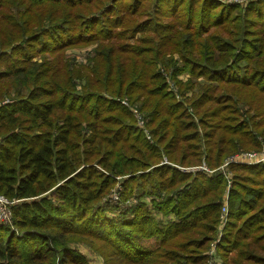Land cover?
I'll use <instances>...</instances> for the list:
<instances>
[{"label": "trees", "instance_id": "trees-1", "mask_svg": "<svg viewBox=\"0 0 264 264\" xmlns=\"http://www.w3.org/2000/svg\"><path fill=\"white\" fill-rule=\"evenodd\" d=\"M97 1L0 0V194L17 200L11 208L13 228L0 224V264H86L68 245L76 239L94 241L100 252L106 248L103 243L110 245L114 251L106 255L114 256L113 264L181 259L201 264L219 222L223 193L227 219L217 245L224 251L223 264H264V162L228 163L229 178L218 168L226 156L239 152L235 136L249 149L264 142V0L250 3L243 17H233V7L188 0L206 10L216 7L217 16L198 29H190L195 12L178 21L185 29H136L145 42L138 48L113 43L121 35L103 29L102 23L110 19L116 0L89 13ZM129 1L132 15L145 11L148 0ZM173 1H179L174 11L179 13L186 0ZM254 24L261 27V36L253 41L247 36ZM209 25L221 28L216 30L230 41H214ZM160 34L163 55L147 45H157L151 37ZM92 41L99 46L87 87L97 86L115 97L86 92L95 98L94 105H86L87 97L79 105L67 103L65 94L77 99L80 94L62 88L73 87L78 75L53 68L55 60L41 63L33 58L55 59L68 47ZM231 42L240 45L232 47ZM185 48L190 49L189 59L183 62L189 69L196 65L190 70L193 77L214 80L216 87L192 78L189 90L194 95H184L176 79L182 69L164 57ZM232 48L247 63L225 76L228 71L212 61L214 54L224 56ZM158 60L170 66L169 78L180 100L167 87L162 70L154 69ZM42 64L49 71L40 70ZM201 66L206 76L196 74ZM220 84L258 89L252 116L263 120L253 123L262 131L253 132L247 121L237 123L229 115L215 131L200 130L215 115L206 104H245L243 95L228 94ZM213 88L214 97L207 93ZM123 93L147 116V133L137 127L130 109L114 99ZM232 120L236 123L230 124ZM201 137L206 138L204 151ZM192 158L198 163L203 158L210 172L181 169L193 165ZM118 177L123 178L121 203L104 206ZM117 208L121 211L115 215ZM189 231L200 235L188 243L184 235Z\"/></svg>", "mask_w": 264, "mask_h": 264}, {"label": "rangeland", "instance_id": "rangeland-1", "mask_svg": "<svg viewBox=\"0 0 264 264\" xmlns=\"http://www.w3.org/2000/svg\"><path fill=\"white\" fill-rule=\"evenodd\" d=\"M4 1V0H1ZM206 1L207 3H211L213 2L216 7H223V8H232L231 11V15L234 17V15H238L241 14V17L244 16L245 11H246V7L250 4V3H256L259 0H203ZM129 2V3H128ZM147 4V7H145V11H140L138 10L135 14L130 15V9H131V4L129 0H116V3L113 4V8L111 7V9L113 11H111L112 13L110 14V17L107 16V18L110 19H106L103 23H102V28L103 29H110L113 33H119V35H121V39L117 40L115 43V45H119V46H123L124 48L126 47H131V48H138L141 47L145 42L141 41L140 39L142 38L141 32H135L136 29H185L186 28V24H181V27H179L177 25V23H179L178 21H183L186 17V15L189 13H194L193 14V18H195L194 20H196L193 23V26L190 29H198L197 27L199 26H203L206 23H208V19H213L214 17L217 16L218 12L215 7V9H208L206 10L205 8H202V4H200L199 2H192L190 3L188 0L185 1V3L183 4L181 10L179 13H175L174 11H176V9H178L179 6V1H173V0H163L161 1V4L158 0H148L146 2H144ZM103 4H107L109 5L110 2L108 0H98L94 6L95 8L91 9L89 11L93 12L94 9H99L102 7ZM160 5V6H159ZM162 5L165 8H162ZM208 7V6H207ZM236 7V8H235ZM41 8H43V6H41ZM157 8H161L162 11H160ZM22 10H24L22 8ZM234 10V11H233ZM202 11H204L202 13ZM88 13V12H86ZM209 16H211V18H209ZM119 21V22H118ZM146 21H148V24H146ZM244 27V29L247 27V25L245 23H243L242 25ZM204 27V26H203ZM251 28L249 29H253L251 30V32H248L249 35L247 37L251 38L253 41L256 40L259 36H261V27L260 26H256L255 24L253 26H250ZM0 29H2L0 27ZM134 30L133 35L131 34V30ZM203 29V28H202ZM207 29H211L209 34L211 37H215L213 38L214 41L216 42H221V41H230L231 38H229L226 34H224V32H219L216 29H221L217 26H213V25H209V28ZM230 29V28H229ZM3 30V29H2ZM162 33V31H160ZM190 30L185 32L186 35H190ZM161 34L158 36H152L151 39H156L157 40V45L152 46L151 44H147L150 45V47H153L154 49H156L157 51L162 50V55L164 52V48L160 45V43L162 42L161 39ZM172 41L174 42H178V40L175 37H171ZM232 47H236V45H240V42H231ZM98 42L97 41H92L86 44H80L77 46H71L65 49V51H63V53L53 59L52 56L50 55H45V59L41 58V55H36L34 56L33 60L37 61V62H45L47 60L52 61L55 60L57 62V64L52 65L53 68H57L60 69L62 71H71L73 70L75 72V74L78 75V77H75L74 80V86L73 87H65L62 89H67L69 90V92H71L72 94L75 92L76 94H80V97L77 99V96H70L65 94L64 95V99H66L67 103H76V105H79L80 103H82V98L87 97L85 99H88L89 102L86 100L85 103L87 106L89 105H94L96 103L95 98L94 99H89L88 96L85 95L86 92L90 93V95H104L105 97H110V96H114V94H109V92H107L106 90H101L99 91L97 88V86L95 88H91V87H87V76L92 77V70L94 69V65H93V61L95 58V55L97 53V49H98ZM175 49L177 48V46L174 47ZM181 48V47H180ZM232 49H235L232 50ZM230 49V51L224 52V56H220V54H214L213 57V61L214 64L217 65V67L226 69L228 71L227 74H222L225 76H229L231 75L232 71L238 70L239 68H244L246 63L245 61H241L239 59L236 58V53L238 52V49L236 48H232ZM189 48H185L183 49L182 52L177 53V52H173V53H168L164 58L168 61H171V64H176L178 67H180L182 69V72L176 76V79L179 81L178 82V87H180L181 89H183L185 91L184 95L185 96H190L191 94L194 95V93H191L192 90H189V80L193 78V81H199V82H208L210 83L212 86H217L219 83L215 82L214 80H210V81H206L205 78L202 76H194L192 75V72L195 71V66L191 69H189V65L186 66V63L183 62V59H189ZM9 51V50H8ZM33 52V51H32ZM161 60H158L157 65L155 66L156 68L154 69H158V70H162V72L164 73V76L166 77L165 80L167 82V87L169 89H171L173 91V93L175 94V96L177 97L178 100H180V97H178V95L176 94V86L174 85V82L170 80L169 78V70L171 69L170 66H167L166 64H164L163 62H160ZM255 67H257V64L254 65ZM184 68V70H183ZM48 67H45L44 64H42V66L40 67V70L42 71H49L47 70ZM204 67L202 68V66L197 69L196 71H198L196 74L199 73H203L205 76V72ZM258 69V68H257ZM192 72H191V71ZM219 75V74H218ZM198 79H196V78ZM72 80V81H73ZM138 80V78H137ZM175 87H174V86ZM224 85V92H227L228 94H234L237 96H242L243 100L245 102L244 105H242L240 102H237V104H234V106L228 104V103H224L219 102V104H214V103H210V104H206V106L212 105L210 110L215 111V115L214 116H209L208 118H206L207 122L209 123L208 128L205 127H200V130H207V131H215V126L217 124H223L226 123L224 122V120L222 118L226 117V116H231L234 118H237L238 122H241L242 120L247 121L248 122V129L253 131V132H260L262 131L261 128H258L257 126L255 127L253 123H258V121H260L259 116H255L253 117V104H251V101L253 103L254 100H257L260 96V94L258 93V89L253 88V87H240V86H236V85H226V84H220L219 86ZM93 87V86H92ZM176 88V89H175ZM193 92V91H192ZM209 96L214 97L215 96V88H213V90H209L208 92ZM13 94V93H11ZM124 95L122 97H120V99H126L127 100V106L126 105H122L125 106L127 108L130 107H134L138 110V112L145 118V122L147 121V116L145 117V114L139 110L137 103L136 104H131L130 103V99H129V95L123 93ZM74 95V94H73ZM85 95V96H83ZM195 95H199L195 94ZM115 97V96H114ZM115 99V98H114ZM7 100V97L6 99ZM4 100V101H5ZM116 100V99H115ZM141 100H138V102H140ZM182 101V100H181ZM119 102V101H118ZM239 108V112L238 114L235 113V109ZM231 109V110H229ZM217 111V112H216ZM132 113V112H131ZM133 117L135 118V122L137 124V120L135 115L132 113ZM251 116V118H250ZM264 119V118H263ZM263 120H261L259 122V124L262 122ZM232 122V123H231ZM231 122H229L230 124H234L236 123L235 120H232ZM145 127V124H144ZM145 131H147V129H143V133H146ZM264 135V134H263ZM206 138L201 137V144L202 147L200 148V151H204L206 148V145L203 144ZM261 141V140H260ZM235 142L237 144L236 148L239 149L235 150L234 153H232L231 155L226 156V159H229L233 156H235L236 154H242L245 152H258L262 149H264V142L261 141L260 142V147L259 148H253L250 147L246 148L242 142L240 141V139L238 138V136H235ZM224 145V144H221ZM227 147H229L228 144H225ZM190 160V157H189ZM224 160V161H225ZM223 161V163H224ZM192 163L193 165H188L189 167L186 168H181L184 171H189V172H196L198 170L204 171V172H210L207 168H206V164L203 160V158L200 160V162H195V160L192 158ZM233 163H240V162H233ZM226 167V166H225ZM223 167V164H221L218 168L223 171H225L226 175H228V178L230 177L231 174H229V172L226 171V168ZM123 181V178H117V182L113 185L112 188H110L109 192L107 193V195L105 196V198L103 199L102 203H106L104 206H113L116 205L118 203H121V196H120V192H121V183ZM227 196V193H223L222 194V200L224 201V198ZM146 200L148 202V199H143ZM223 201L221 204V208L223 205ZM221 208H220V212H219V216H218V224L215 226V230L213 232V238L212 241L209 243V246L207 247V249H204L202 252L205 254V259L204 262L201 264H223L225 261V256H224V251L221 248H218V244L220 242V238L223 235V230H222V235L220 236L221 230L219 229V224H220V213H221ZM121 211V208H117L115 210V215H118V213ZM114 213V212H113ZM12 215L10 217V222L7 223L11 228H13L12 223ZM194 231L200 232L202 230H197V229H193ZM200 234L196 233V232H187L185 233V239L187 240V242L189 243V239L192 238H198ZM70 243V242H68ZM95 243L92 240L89 241H81L79 239H76L74 241H71L69 245V247L71 248H75L77 250V252L84 257V259L86 260V264H113L112 262V258H114V256H109L106 254H112L113 248L110 245H107L106 243H103L106 248L103 250V252L97 251L95 249ZM149 245L152 246L154 245L153 241H148ZM173 243V241L171 242ZM218 245V246H217ZM195 246L191 245L189 246V249H191L193 252L195 251ZM169 264H193V263H188L187 261H185L184 259L179 260L177 263H169ZM200 264V263H199Z\"/></svg>", "mask_w": 264, "mask_h": 264}, {"label": "built area", "instance_id": "built-area-1", "mask_svg": "<svg viewBox=\"0 0 264 264\" xmlns=\"http://www.w3.org/2000/svg\"><path fill=\"white\" fill-rule=\"evenodd\" d=\"M115 99L119 101L120 104L127 106L126 99H120V98H115ZM129 109L136 117L137 127H139L142 130L145 129L144 128L145 118L138 112L136 108L130 107ZM145 132L147 133V131ZM232 162H240L245 164H255L259 162H264V149L258 152H245L242 154H236L235 156L226 159L223 163V167H225L228 163H232ZM16 202L17 200L8 199L2 194H0V224H7L10 222L11 208ZM227 209L228 207H227V196H226L224 198L220 213V224H219V229L221 230L220 236L222 235V230L226 223Z\"/></svg>", "mask_w": 264, "mask_h": 264}]
</instances>
